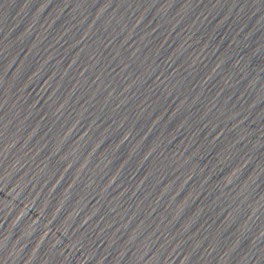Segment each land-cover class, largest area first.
<instances>
[{"label":"water","instance_id":"95a60500","mask_svg":"<svg viewBox=\"0 0 264 264\" xmlns=\"http://www.w3.org/2000/svg\"><path fill=\"white\" fill-rule=\"evenodd\" d=\"M0 264H264V0H0Z\"/></svg>","mask_w":264,"mask_h":264}]
</instances>
